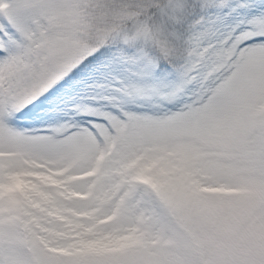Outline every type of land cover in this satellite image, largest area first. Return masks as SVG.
<instances>
[{
    "label": "snow or ice",
    "instance_id": "snow-or-ice-1",
    "mask_svg": "<svg viewBox=\"0 0 264 264\" xmlns=\"http://www.w3.org/2000/svg\"><path fill=\"white\" fill-rule=\"evenodd\" d=\"M0 264H264V0H0Z\"/></svg>",
    "mask_w": 264,
    "mask_h": 264
}]
</instances>
